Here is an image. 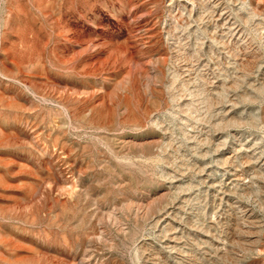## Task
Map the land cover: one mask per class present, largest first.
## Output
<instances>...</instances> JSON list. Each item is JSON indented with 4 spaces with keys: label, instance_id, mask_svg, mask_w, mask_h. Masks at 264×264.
<instances>
[{
    "label": "rangeland",
    "instance_id": "374dc122",
    "mask_svg": "<svg viewBox=\"0 0 264 264\" xmlns=\"http://www.w3.org/2000/svg\"><path fill=\"white\" fill-rule=\"evenodd\" d=\"M0 264H264V0H0Z\"/></svg>",
    "mask_w": 264,
    "mask_h": 264
}]
</instances>
